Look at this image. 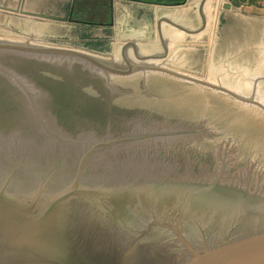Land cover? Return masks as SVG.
I'll return each mask as SVG.
<instances>
[{"label":"water","instance_id":"1","mask_svg":"<svg viewBox=\"0 0 264 264\" xmlns=\"http://www.w3.org/2000/svg\"><path fill=\"white\" fill-rule=\"evenodd\" d=\"M51 50L0 42V264H264V108Z\"/></svg>","mask_w":264,"mask_h":264},{"label":"rangeland","instance_id":"2","mask_svg":"<svg viewBox=\"0 0 264 264\" xmlns=\"http://www.w3.org/2000/svg\"><path fill=\"white\" fill-rule=\"evenodd\" d=\"M129 1L136 3H125L118 18L112 4L106 21L86 19L82 10L69 24L54 26L48 17L26 16L19 0H0V42L78 51L180 76L264 108V12L242 8L248 0H183L170 8Z\"/></svg>","mask_w":264,"mask_h":264},{"label":"crops","instance_id":"3","mask_svg":"<svg viewBox=\"0 0 264 264\" xmlns=\"http://www.w3.org/2000/svg\"><path fill=\"white\" fill-rule=\"evenodd\" d=\"M161 1L165 4L156 5L155 7H177L176 4L180 2V0ZM150 2H157V0H150ZM125 3H131L133 5L136 2L129 0H19V4L25 6V10L22 11L26 12L24 13L26 16L39 14L48 17L47 20L52 22L54 26H59L56 25L59 23L69 24V19L75 14L82 12V10L85 13L86 19L106 21L109 14L106 7L112 4H115L116 8H118V11L116 9V18H118L122 12L121 8L124 5H128ZM137 4L141 3L137 2ZM242 8L250 11L259 10L260 12H264V0H248ZM130 14L133 15V11Z\"/></svg>","mask_w":264,"mask_h":264},{"label":"bare ground","instance_id":"4","mask_svg":"<svg viewBox=\"0 0 264 264\" xmlns=\"http://www.w3.org/2000/svg\"><path fill=\"white\" fill-rule=\"evenodd\" d=\"M1 43H7V44H13V45H19V46H24V47H30V48H36V49H42V50H48V51H52L51 49H56V48H40V47H33V46H29V45H26L25 43H15V42H1ZM59 50V49H58ZM63 50V49H61ZM66 50V49H64ZM71 51V50H69ZM53 52H59V51H53ZM78 52V51H77ZM59 53H62V52H59ZM70 54H73V55H76V56H79V57H83V58H86L85 56H83L85 53H83V55L81 54H76V53H73V52H69ZM82 53V52H81ZM86 55V54H85ZM90 56V55H89ZM96 61H98V59H94Z\"/></svg>","mask_w":264,"mask_h":264},{"label":"trees","instance_id":"5","mask_svg":"<svg viewBox=\"0 0 264 264\" xmlns=\"http://www.w3.org/2000/svg\"><path fill=\"white\" fill-rule=\"evenodd\" d=\"M148 1H150V0H148ZM182 1H183V0H180V2H182ZM157 2H162V1H161V0H157ZM180 2H179V3H180Z\"/></svg>","mask_w":264,"mask_h":264}]
</instances>
